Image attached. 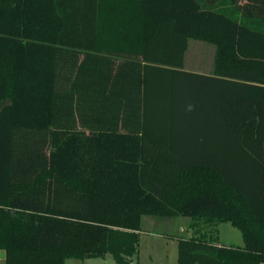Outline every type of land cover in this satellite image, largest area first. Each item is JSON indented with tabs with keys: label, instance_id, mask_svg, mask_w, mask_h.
<instances>
[{
	"label": "trees",
	"instance_id": "1",
	"mask_svg": "<svg viewBox=\"0 0 264 264\" xmlns=\"http://www.w3.org/2000/svg\"><path fill=\"white\" fill-rule=\"evenodd\" d=\"M144 214L192 219L177 264L264 262V0H0L4 264H127Z\"/></svg>",
	"mask_w": 264,
	"mask_h": 264
},
{
	"label": "rangeland",
	"instance_id": "2",
	"mask_svg": "<svg viewBox=\"0 0 264 264\" xmlns=\"http://www.w3.org/2000/svg\"><path fill=\"white\" fill-rule=\"evenodd\" d=\"M214 49L212 43L190 38L184 56V68L194 72L210 73L213 68ZM191 222L192 219L186 216L142 215L137 253L127 264H177L178 239L196 233L194 227L190 226ZM215 237L224 244L243 245L241 231L229 221H221L216 225ZM65 264L117 263L106 255L87 259L70 258L65 260Z\"/></svg>",
	"mask_w": 264,
	"mask_h": 264
},
{
	"label": "crops",
	"instance_id": "3",
	"mask_svg": "<svg viewBox=\"0 0 264 264\" xmlns=\"http://www.w3.org/2000/svg\"><path fill=\"white\" fill-rule=\"evenodd\" d=\"M140 230V229H139ZM140 232V231H139ZM140 236V235H139ZM87 259V258H86ZM133 259V258H132ZM3 261V262H2ZM0 264H4V251L0 250ZM65 264V263H64Z\"/></svg>",
	"mask_w": 264,
	"mask_h": 264
},
{
	"label": "clouds",
	"instance_id": "4",
	"mask_svg": "<svg viewBox=\"0 0 264 264\" xmlns=\"http://www.w3.org/2000/svg\"><path fill=\"white\" fill-rule=\"evenodd\" d=\"M191 109V106H189V110Z\"/></svg>",
	"mask_w": 264,
	"mask_h": 264
}]
</instances>
